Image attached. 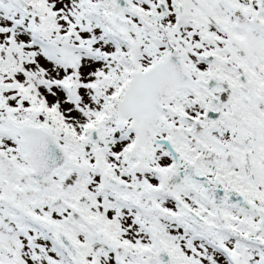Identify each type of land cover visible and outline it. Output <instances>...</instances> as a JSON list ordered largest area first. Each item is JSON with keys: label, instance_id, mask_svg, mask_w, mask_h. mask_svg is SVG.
I'll list each match as a JSON object with an SVG mask.
<instances>
[{"label": "snow or ice", "instance_id": "6c2138e0", "mask_svg": "<svg viewBox=\"0 0 264 264\" xmlns=\"http://www.w3.org/2000/svg\"><path fill=\"white\" fill-rule=\"evenodd\" d=\"M0 264H264V0H0Z\"/></svg>", "mask_w": 264, "mask_h": 264}]
</instances>
